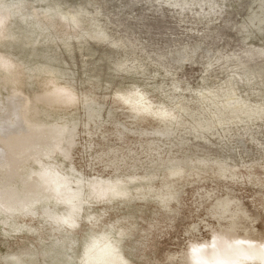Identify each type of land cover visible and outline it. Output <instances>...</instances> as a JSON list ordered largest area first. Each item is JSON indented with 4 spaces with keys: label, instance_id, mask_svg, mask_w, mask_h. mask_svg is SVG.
Instances as JSON below:
<instances>
[{
    "label": "rangeland",
    "instance_id": "rangeland-1",
    "mask_svg": "<svg viewBox=\"0 0 264 264\" xmlns=\"http://www.w3.org/2000/svg\"><path fill=\"white\" fill-rule=\"evenodd\" d=\"M4 1L16 13L0 60L16 67V81L0 70V129H12L16 141L0 136V195L12 198L0 204V264H81L92 236L114 239L118 229L131 264H264V0ZM53 86L72 90L75 102L47 98ZM126 92L143 93L177 119L165 126L135 116L118 96ZM227 93L251 116L223 108ZM172 163L181 177L168 178ZM54 171L66 182L58 184L64 198L51 189L44 218L67 219L72 205L89 204L69 234L56 221H30L35 214L18 219L20 207L34 211L47 200L26 196L35 184L48 192L42 184ZM116 179L131 187L127 197L100 190ZM165 181L174 191L168 206L134 189Z\"/></svg>",
    "mask_w": 264,
    "mask_h": 264
},
{
    "label": "bare ground",
    "instance_id": "bare-ground-1",
    "mask_svg": "<svg viewBox=\"0 0 264 264\" xmlns=\"http://www.w3.org/2000/svg\"><path fill=\"white\" fill-rule=\"evenodd\" d=\"M8 2H10V1H8ZM12 2V1H11ZM15 2H17V1H15ZM15 2H13V3H15ZM23 2V1H22ZM22 4V3H21ZM23 6V5H22ZM51 8V7H50ZM13 8H11V6L10 5H8V4H6L5 3V1L4 0H0V41L1 40H5L6 38H9V37H11V35H12V33H11V30H10V23H9V19L11 18V17H13L14 16V13H16V12H14L13 10H12ZM19 9V8H18ZM20 10V9H19ZM18 10V11H19ZM50 10V9H49ZM21 11H22V9H21ZM47 11V10H46ZM20 12V11H19ZM18 13V12H17ZM48 13V12H47ZM57 13V12H56ZM19 14V13H18ZM32 14H34V12L32 13ZM50 14V13H49ZM48 14V15H49ZM20 15V14H19ZM23 15V14H22ZM21 15V16H22ZM47 15V14H46ZM45 15V16H46ZM53 15V14H52ZM56 16H57V14H55ZM54 15V16H55ZM71 15V14H70ZM62 16V15H61ZM63 16H64V14H63ZM27 17V16H26ZM31 17V16H30ZM52 18H53V16H51ZM71 17V19H72V23L75 25V26H78L79 25V21L77 20V18L75 17V16H73V15H71L70 16ZM32 18H33V16H32ZM59 18V17H58ZM65 18V17H64ZM38 19V18H37ZM60 19V18H59ZM71 21V20H70ZM11 22V21H10ZM66 23V22H65ZM69 24V23H68ZM70 24H71V22H70ZM72 27V26H71ZM96 32V31H95ZM97 33V32H96ZM95 33V34H96ZM103 37V36H102ZM13 64H11L10 65V61L8 60V59H3V60H0V70H3L4 72H6L7 74L11 71V69L12 68H15L16 69V67H13L12 66ZM48 68V67H47ZM18 69V68H17ZM49 71V70H48ZM39 72V71H38ZM43 72V71H42ZM10 74H12V82H15L16 80H14V76L16 75V73H15V70L14 71H12V72H10ZM6 75V74H5ZM8 76V75H7ZM10 77V76H9ZM0 80H1V78H0ZM5 82H6V80H5ZM47 82L49 83V84H54V77L53 76H50L48 79H47ZM7 83V82H6ZM8 84V83H7ZM6 86V85H5ZM54 87L55 86H53V89L51 90V92L50 93H48V94H44V95H46L47 96V98H49V99H54V100H57V99H63V100H67L69 103H73V102H75V100H76V95H75V93L72 91V90H63V89H60V88H57V87H55V89H54ZM0 88H2L3 89V87H0ZM19 89H16V88H14V89H12V91H13V94H16V93H20L21 94V92H20V90L18 91ZM211 90V89H210ZM226 91V90H225ZM9 92V91H8ZM44 93V92H43ZM65 93H67L68 95H66ZM125 93V92H124ZM127 93V92H126ZM50 94V95H49ZM119 94V93H118ZM117 94V95H118ZM207 94H209V95H211V96H213L214 95V92H212V91H209V92H207ZM7 95H8V93H7ZM148 95V94H147ZM5 96V95H4ZM17 96V95H16ZM119 97H120V99L124 102V103H126V104H128V106H129V109L131 110V112H133L134 114H135V116H137V115H140V116H147V114H150V115H153V116H156V117H158V119H161V121L163 122V124L165 125V126H170L171 124V120H176L177 119V117H176V113H174L173 112V110L172 109H168V108H166V107H155L154 105H155V103L153 104L152 102L153 101H150L143 93H141V92H133V93H127V94H122L121 93V95L119 94L118 95ZM200 96L201 97H205L206 95H205V93L203 94V93H200ZM214 97V96H213ZM16 97H13V98H8V103H11V100H14ZM46 98V97H45ZM152 100V99H151ZM155 100V99H154ZM32 101V100H31ZM33 102H35V101H33ZM68 102H66V103H68ZM204 103V102H203ZM122 104V103H121ZM216 104H218V103H216ZM123 105H125V104H123ZM160 105V104H159ZM10 106V105H9ZM222 106H223V108H229V107H231L232 108V111L233 112H241L242 110H243V108H246L245 110H243L241 113H245V114H247V117H250L251 116V113L253 112L252 111V109H250L248 106H246V104L245 103H243V102H241V101H237L236 99H234L231 95H230V93H227L226 94V99H225V101H224V103L222 104ZM12 108H13V106H11ZM179 110H180V108H179ZM264 110V109H263ZM149 116V115H148ZM155 117V118H156ZM3 118V117H2ZM7 118V117H6ZM6 121H7V119H6ZM13 121V120H12ZM23 121V120H22ZM14 122V121H13ZM222 122H224V121H219V120H216V123H222ZM9 123H10V120H9ZM34 123V122H33ZM67 124V123H66ZM5 125H7V124H5ZM44 126V125H43ZM1 127V126H0ZM8 127V126H7ZM16 127V126H15ZM18 127V126H17ZM23 127V126H22ZM21 127V128H22ZM41 127V126H40ZM11 128V127H10ZM13 128V127H12ZM2 129V128H1ZM1 129H0V136L2 137V136H4L5 138H4V140L2 141V142H5V143H8V142H10V143H15L14 142V140H13V138L15 137V136H13V137H11V135H14L15 133H13V132H11V131H13L12 129L10 130V129H8L9 130V135H7V133H5L4 131L2 132L1 131ZM63 129V128H62ZM6 130V129H5ZM18 131V130H17ZM20 131V130H19ZM26 131H27V129H26ZM25 131V132H26ZM159 131V130H158ZM171 131V130H170ZM169 131V132H170ZM6 132H8V131H6ZM16 132V131H15ZM23 132V131H22ZM13 133V134H12ZM18 133V132H17ZM30 133V132H29ZM164 133H165V131H164ZM45 134V133H44ZM17 135V134H16ZM20 135V134H19ZM23 135H24V133H23ZM72 135H74V134H72ZM27 136V135H26ZM68 136H69V134H68ZM20 137V136H19ZM74 137V136H73ZM72 137V138H73ZM3 138V137H2ZM17 138V137H16ZM9 139V140H8ZM19 140V142L20 143H22L23 144V142H25L26 141V138H25V136H23V137H21V138H19L18 139ZM65 140V139H64ZM8 141V142H7ZM16 141V140H15ZM71 141V140H70ZM1 142V143H2ZM64 142V141H63ZM17 143V142H16ZM26 143V142H25ZM19 144V143H18ZM72 144H73V142H72ZM13 145V144H12ZM11 144H9L8 146L11 148V146H12ZM20 145V144H19ZM25 146V145H24ZM65 146V145H64ZM70 149V148H69ZM12 150V149H11ZM16 150V149H15ZM2 151V150H1ZM45 152V151H44ZM2 154V153H1ZM19 154V153H18ZM63 154H61V156H62ZM16 158V157H15ZM27 158V157H26ZM63 158V157H62ZM54 159V158H53ZM67 159V158H66ZM68 159H69V157H68ZM41 161V160H40ZM45 161V160H44ZM39 162V161H38ZM178 162V161H177ZM10 163V162H9ZM8 163V164H9ZM40 163V162H39ZM50 163V162H49ZM56 163V162H55ZM175 163V162H174ZM174 163H172V165H169V167L167 166V168H166V172H167V174H168V178L170 179V178H172V177H174V176H177V177H181L183 174H184V171H183V168L181 167V166H176V165H174ZM21 164V163H20ZM26 164V163H25ZM31 164V163H30ZM62 164V163H61ZM169 164V163H168ZM171 164V163H170ZM10 165V164H9ZM8 165V166H9ZM33 165V164H32ZM6 166V165H5ZM19 166V165H18ZM47 166H49L48 164H47ZM41 167H43V166H41ZM46 167V166H45ZM227 165H225L224 167H221V169H220V175L221 176H225V172L228 170L227 169ZM29 168V167H28ZM27 168V169H28ZM26 169V168H25ZM45 169V168H44ZM44 169H42V170H44ZM46 169H47V167H46ZM45 169V170H46ZM71 169V168H70ZM69 169V170H70ZM19 170H22V168L21 169H19ZM23 170H24V168H23ZM44 170V171H45ZM74 170V169H73ZM13 171V170H12ZM48 171V170H47ZM55 171H57V170H55ZM55 171L53 172V176L54 177H52V181L50 182V180H49V184H47V183H45L46 184V186H44L43 184H42V186L45 188V187H47V190H48V192H41L40 191V188H41V186H40V184L39 185H37V184H35L34 186H33V188L31 189V190H29V193H28V196H26V197H28V200L27 199H25V198H22L21 199V201L23 200V203H22V205L21 206H23V204H24V202H26V201H24V199L25 200H27V201H31V200H33V198H35L36 197V201H38L39 199H47V196H48V194H52V192L54 193V194H52V196H54L55 198H56V200H57V197H56V194H57V192H58V190H59V185H61L62 183H66L65 181L64 182H62V181H58V179L59 178H57V175H56V173H55ZM72 171V170H71ZM32 172V171H31ZM30 172V173H31ZM42 172V171H41ZM20 173V172H19ZM24 173V172H23ZM27 173V172H26ZM33 173V172H32ZM70 173V172H69ZM68 173V174H69ZM76 173V172H75ZM38 174V173H37ZM71 174H72V172H71ZM27 175V174H26ZM40 175V174H39ZM44 175V174H43ZM51 174H49V173H46V176H50ZM65 175V174H64ZM63 176V175H62ZM67 176V175H66ZM69 176H71V175H69ZM72 176H74L73 174H72ZM144 176V175H143ZM235 176V174L234 173H232L231 174V177H234ZM26 177V176H25ZM42 177V176H41ZM51 177H50V179H51ZM65 177V176H64ZM77 177V176H76ZM76 177H73V178H76ZM134 177V176H133ZM138 177V176H137ZM136 177V178H137ZM55 178V179H54ZM62 178V177H61ZM139 178V177H138ZM148 178V177H147ZM17 179V178H16ZM31 179V178H30ZM37 179V178H36ZM69 179V178H68ZM71 180H72V178H70ZM99 179V178H98ZM115 179V178H114ZM120 179V178H119ZM139 179H142V178H139ZM23 180V179H22ZM27 180V179H26ZM54 180H55V182H54ZM65 180V179H64ZM75 180V179H74ZM91 180H94L93 178H91ZM117 180V179H116ZM18 181V180H17ZM40 181V180H39ZM44 181H45V179L43 180V183H44ZM47 181V180H46ZM45 181V182H46ZM98 181V180H97ZM107 181V180H106ZM105 181V182H106ZM136 181V180H135ZM150 181V179L149 180H147V182H149ZM34 182V181H33ZM32 182V183H33ZM101 182V181H100ZM21 183V182H20ZM22 183H24L23 181H22ZM69 183V182H68ZM102 183V182H101ZM104 183V182H103ZM9 184H11V183H9ZM17 184V183H16ZM59 184V185H58ZM14 185V184H13ZM63 185V184H62ZM103 185V184H102ZM7 186H9V185H7ZM29 187V186H28ZM42 187V188H43ZM89 187V186H88ZM30 188V187H29ZM100 188V190L101 189H105V191L109 194V196L111 195V197H112V199H114V198H119V196L120 197H127L128 195H129V193H130V189H131V187H129V185L128 184H124V182L122 181V180H117V181H115V182H113V183H109V184H106V185H104V186H100L99 187ZM51 189H52V192H51ZM63 189V188H62ZM74 189V188H73ZM134 189L137 191V192H139V194H142V195H145V194H147V193H152V192H154V195L155 196H157V198L159 199V201L162 203V204H164V206H168V202H170L172 199H174V191H173V188L170 186V182H168V181H165L164 182V185H163V188H160V189H158V190H156V189H154L153 188V186L150 184V183H148L147 184V187H144V186H142L141 184L140 185H138V187H134ZM8 190V189H7ZM44 190V189H43ZM60 190H61V187H60ZM68 190V189H67ZM31 191V192H30ZM64 191H66V189H65V187H64ZM83 191H84V189H83ZM6 193H8L7 191H5ZM76 192V191H75ZM74 192V193H75ZM96 192V191H95ZM94 192V193H95ZM5 193V194H6ZM65 193V192H64ZM67 193V192H66ZM74 193H73V198L71 199V201L72 200H77V198L74 196ZM105 193V192H104ZM0 194H2V193H0ZM4 194V195H5ZM9 194V193H8ZM60 194H62L61 192H60ZM4 195H0V200H2V201H0V204L3 202L4 203V205H5V202H6V206H7V204H11L12 203V198H9L8 197V195H7V201H3V199H2V197L1 196H4ZM10 195V194H9ZM58 195V197L61 199V197H63V196H59V193L57 194ZM69 195V194H68ZM88 196H83V198H84V200H86L87 199V201H88V199L91 197L92 198V196H90L89 194H87ZM51 196V197H52ZM64 196H66V195H64ZM69 196H71V195H69ZM100 197H101V195H99ZM108 195H107V197H109ZM10 197H11V195H10ZM25 197V196H24ZM53 197V198H54ZM68 197V196H67ZM72 197V196H71ZM82 197V196H81ZM80 197V198H81ZM94 197V196H93ZM98 197V196H97ZM52 198V199H53ZM58 198V199H59ZM64 198V197H63ZM70 198V197H69ZM95 198H96V196H95ZM99 198V197H98ZM106 198V197H105ZM110 198V197H109ZM41 199V200H42ZM49 199V198H48ZM48 199L47 200H45V202L44 201H39L38 203H37V208H35L33 205H34V203H33V208H35L34 209V211H32V209L30 208L29 210H27L28 209V207H27V209H25V208H23V207H20V208H22L23 210H21V211H18L19 209H18V207L16 206V205H14V206H16L17 208H14V209H16V212L18 211V212H24V214L22 215V213H20L21 215L20 216H18V219H22V217H25L26 218V216L28 217V214L30 213V215L31 214H35V217H31V220H30V218H28L30 221H33V220H36V219H41V218H43L44 219V221L45 220H48V222H50V220H51V217H52V215H51V217L50 218H44L42 215L43 214H45L44 212H47L48 213V211L49 210H51V209H49V207L47 208V207H45V205H46V203L47 202H49L48 201ZM50 200V201H56V200ZM94 199V198H93ZM93 199H90V200H93ZM104 199V196H102L101 198H100V200H103ZM107 199V198H106ZM111 199V200H112ZM15 200H17V201H19L18 199H15ZM65 200V199H64ZM69 200V199H68ZM83 200V199H82ZM90 200H89V202H90ZM97 200V199H96ZM35 200H34V202H36ZM61 200H59V202H60ZM13 202H16V201H13ZM77 202V201H76ZM17 203V202H16ZM50 203V202H49ZM53 203V202H52ZM32 204V203H31ZM55 204V203H54ZM59 204H61V202L59 203ZM74 204V203H73ZM110 204V203H109ZM3 205V206H4ZM8 205V206H9ZM17 205L19 206V204L17 203ZM25 205H28V203H25ZM36 205V204H35ZM51 205V204H50ZM49 205V206H50ZM57 205V204H56ZM65 204H63V206H64ZM66 205H68V204H66ZM65 205V206H66ZM72 205V204H71ZM12 206V205H11ZM13 206V207H14ZM30 206V205H29ZM42 206V207H41ZM51 206H53V204L51 205ZM58 206V205H57ZM69 206H70V204H69ZM69 206H68V208H69ZM89 206V204H88V202H85V203H83V205L81 204V205H79V204H76V205H72V207L70 208V209H68L65 213H64V215H67L68 216V218L66 219V217L65 216H63L62 218H56L57 220H51V224H53V223H55L54 221H56V223L55 224H57V225H59V228L60 227H62L59 231H61L62 233H67V234H69V233H71L72 232V230L75 228V226L78 224V222H79V219H80V216H81V213L84 211V210H86V208ZM2 206L0 205V209H2L1 208ZM13 207H11V208H13ZM60 208L59 209H62L61 208V206H59ZM4 208H6V207H4ZM49 209L48 211H46L47 209ZM53 209H54V207H52ZM58 208V207H57ZM89 208V207H88ZM14 209H12V211L10 212V210L8 211V212H10L11 214H12V212H14L13 210ZM24 209L26 210V211H24ZM5 210V209H4ZM3 210V211H4ZM8 210V209H7ZM56 210V209H55ZM64 210V209H63ZM63 210H60L62 213H63ZM66 210V209H65ZM32 211V212H31ZM57 211V210H56ZM59 211V210H58ZM58 211L56 212V215H57V213H58ZM87 211H88V209H87ZM50 212H52V210L50 211ZM96 212V211H95ZM46 213V215H48ZM60 213V212H59ZM88 213V212H87ZM19 214V213H18ZM37 214H38V216H37ZM52 214V213H51ZM55 214V212L53 213V215ZM83 214V213H82ZM85 214H86V212H85ZM15 215V214H14ZM30 215H29V217H30ZM33 215H31V216H33ZM50 215V214H49ZM48 215V216H49ZM63 215V214H62ZM90 215V214H89ZM96 215V214H95ZM98 215V214H97ZM96 215V216H97ZM45 216V215H44ZM83 216H84V214H83ZM16 217V216H15ZM14 217V218H15ZM57 217V216H56ZM87 217L88 218H90L91 216H88L87 215ZM98 217V216H97ZM100 217V216H99ZM103 217V216H102ZM11 218H12V215H11ZM25 218H23V219H25ZM22 219V220H23ZM26 221V220H25ZM83 221V220H82ZM90 221H92V220H90ZM89 221V222H90ZM95 221V220H94ZM88 222V223H89ZM16 223V222H15ZM95 223V222H94ZM99 223V222H98ZM7 224V223H6ZM13 224V223H12ZM16 224H19L18 222L16 223ZM89 224H91V223H89ZM117 224V223H116ZM88 225V224H87ZM92 226H94V225H92ZM77 227V226H76ZM94 227H96V226H94ZM98 227V226H97ZM35 230V229H34ZM94 230V229H93ZM95 231V230H94ZM37 232V231H36ZM83 233V232H82ZM96 233V232H95ZM114 233V232H113ZM116 234V233H115ZM114 234V235H115ZM123 234H124V231L123 230H119L118 229V231H117V235H118V237L117 238H114V239H112L110 236V233L109 232H102L101 234H99V235H94V236H92L91 237V239L87 242V244H86V246H85V250H84V254H83V259L81 260V264H131L130 262H128V260L126 259V257H125V255H124V253H123V251L121 250V245H120V242H121V240H122V236H123ZM113 236V235H112ZM114 237V236H113ZM124 237V236H123ZM71 242V241H70ZM84 242V241H83ZM82 244V243H81ZM77 257V256H76ZM16 259V258H15ZM14 259V260H15ZM81 259V258H80ZM18 262H19V260H17ZM79 261V260H78ZM79 264V263H78Z\"/></svg>",
    "mask_w": 264,
    "mask_h": 264
},
{
    "label": "snow or ice",
    "instance_id": "snow-or-ice-1",
    "mask_svg": "<svg viewBox=\"0 0 264 264\" xmlns=\"http://www.w3.org/2000/svg\"><path fill=\"white\" fill-rule=\"evenodd\" d=\"M65 94L68 95L67 93H65ZM193 251L196 252V251H198V249H195V248H194Z\"/></svg>",
    "mask_w": 264,
    "mask_h": 264
}]
</instances>
